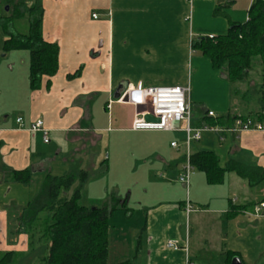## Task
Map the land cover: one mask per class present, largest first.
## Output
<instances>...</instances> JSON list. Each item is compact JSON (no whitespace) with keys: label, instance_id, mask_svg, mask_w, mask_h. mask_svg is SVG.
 <instances>
[{"label":"crops","instance_id":"obj_1","mask_svg":"<svg viewBox=\"0 0 264 264\" xmlns=\"http://www.w3.org/2000/svg\"><path fill=\"white\" fill-rule=\"evenodd\" d=\"M188 1L0 0V19L12 16L17 6L40 5L43 37L59 46L58 71L44 76L37 90L30 87L28 50L0 55V255L27 253L29 236L19 221L23 208L47 173L60 175L78 163L87 171L102 167V175L86 184L83 199L109 210L117 204L110 216L118 215L120 231L113 229L117 250L112 255L109 226L108 264L110 259L112 264H231L229 253L243 264H264V208L255 212L264 203V179L251 185L227 171L222 183L210 184L205 172L195 169L187 189L179 181L188 153L185 132L134 130L136 108L118 101L119 94L138 83L186 86L191 64L192 86L200 84L202 69L208 67L215 85L232 101L231 106L208 108L197 92L193 98L192 90L190 109L195 102L201 112L194 127L206 125L209 111L215 117L258 111L247 106L244 112L236 104L241 93L233 92L239 86L191 46L194 38L226 34L229 20H213L215 31L205 28L200 15L190 22ZM207 1L213 16L217 7L228 6L231 15L224 11L231 20L244 23L255 0ZM4 33L1 29L0 52ZM39 119L49 130L47 143L41 131L29 130ZM218 127L224 130L203 131L191 143L190 154L213 151L222 168L231 160L264 168V131ZM104 139L108 151L102 159L97 149ZM25 169L33 181L42 176L37 188L33 181H14L13 172ZM168 240H177L180 248L167 247Z\"/></svg>","mask_w":264,"mask_h":264},{"label":"trees","instance_id":"obj_2","mask_svg":"<svg viewBox=\"0 0 264 264\" xmlns=\"http://www.w3.org/2000/svg\"><path fill=\"white\" fill-rule=\"evenodd\" d=\"M224 7H217L214 15L229 20L227 33L214 38H194L191 46L209 58L213 68L224 74L234 85L244 82L254 65L260 62V88L264 95V0L253 2L248 11L249 19L244 23L233 22ZM26 11L29 12V32L22 34L8 30L13 19L23 17ZM42 19L43 10L40 5L31 6L28 10L17 6L12 16L0 19L7 35L4 51L25 49L30 53L32 90L40 88L42 78L53 77L59 68V46L44 39ZM233 92L234 95H239L241 90L236 86ZM238 117H251L264 122V104L249 115L227 114L209 116L206 119L211 121L210 126H232ZM190 161L195 169L205 172L210 184L222 183L227 171L236 172L248 179L251 185H257L264 179L262 167L247 166L231 160L226 168H222L213 151L192 153ZM13 179L29 184L33 181V174L29 169L14 171ZM89 180V171L78 163L60 175L47 173L38 193L19 216L20 225L29 236V250L23 254L3 253L0 255V264H108L109 217L117 204L111 210L106 205H86L83 202V192ZM229 255L233 258L236 254Z\"/></svg>","mask_w":264,"mask_h":264},{"label":"built area","instance_id":"obj_3","mask_svg":"<svg viewBox=\"0 0 264 264\" xmlns=\"http://www.w3.org/2000/svg\"><path fill=\"white\" fill-rule=\"evenodd\" d=\"M190 2L193 0H189ZM96 18L97 14H93ZM249 19V18H248ZM214 38L213 35L209 36ZM188 88L185 86H145L142 83L129 85L118 98L120 103H126L136 108L132 129L134 130H162L183 131L186 134L187 157L179 175V181L189 189L191 176L195 170L190 161V145L194 140H199L203 131H221L218 126L204 125L194 127L191 122V109L187 97ZM109 107L111 105L109 104ZM151 116L153 119H148ZM208 116L215 117L214 112L209 111ZM22 123L23 118H17ZM31 131H41L44 142H49V130L45 128L43 120L39 119L29 128ZM232 131L241 132L247 130L264 131V122L251 117H238L230 128ZM177 147L174 141L171 143ZM264 208V203L255 206L258 213ZM187 212L192 210L191 204L186 205ZM167 247L179 249L177 240H168ZM188 264H194L188 261Z\"/></svg>","mask_w":264,"mask_h":264},{"label":"rangeland","instance_id":"obj_4","mask_svg":"<svg viewBox=\"0 0 264 264\" xmlns=\"http://www.w3.org/2000/svg\"><path fill=\"white\" fill-rule=\"evenodd\" d=\"M216 1H225V0H216ZM225 11L227 13H232L230 12V10H228V6L224 7ZM223 8V9H224ZM188 9H189V20L190 22H192L193 18L194 21L196 22L195 18L197 15H200L199 19L202 21V24L205 26V28H209L210 30L215 31L217 29V27H215V23H213V20H218L221 19L224 21L227 20V18H222L220 15H214L213 16V9L211 8V6H209V3L207 0H205L203 3L201 2L200 4L196 3L195 0L193 1H188ZM236 11L239 12V8L236 9ZM242 13V12H239ZM231 15V14H230ZM2 25L0 24V30L3 29ZM29 28H30V23H29V19L27 18V16L24 18H18L15 17L13 19V21L11 22V25L8 27V30L14 31V32H18V33H28L29 32ZM4 30V29H3ZM217 33V32H215ZM6 34V33H4ZM1 44V42H0ZM5 54L6 52H0L1 54ZM193 54H195V51L193 52ZM2 54V55H3ZM199 54V53H198ZM0 60H1V56H0ZM259 62V61H258ZM208 67H205L202 69V72L199 76V79L201 80L200 84H193V86L191 85V76L193 75V68L190 64V71H189V75H190V83H188L185 87L188 88V92L187 95L192 93L193 90V98L196 97L195 93L197 92V96H199L200 99H202L204 102H206L208 104V108L209 107H214L217 104H225V105H230L232 104L231 98L229 96H227L224 93V90H220L218 89L217 85H215V80L213 78V76L210 74V71L207 70ZM261 70L262 67L259 63H256L253 67V69L249 72L248 77H246L247 79L244 82H241L240 84H238L240 90H241V94L239 95V98L236 101V104L241 103L242 107L241 109L246 112V108H248L247 106H251L253 108V110H259L262 105L264 104V95L261 93V88H260V84H261ZM196 81V79H195ZM194 81V82H195ZM228 83V85L231 87L229 81H226ZM198 83V82H197ZM194 88H196L197 90H194ZM244 93H246L247 95H244ZM251 99L253 101H251ZM262 100V101H261ZM249 101V102H248ZM259 101H261V103H259ZM251 102V103H250ZM201 112L199 111L198 108V104H196L195 102L192 103V110H191V122L194 126V122H195V117L198 116ZM204 123L206 125L210 126L211 121L210 120H205ZM203 127V126H202ZM201 128V127H200ZM98 152H100V157L103 159V157L105 156L106 152L108 151V142L106 141V139H104L102 141V143L100 144V147L97 149ZM90 173V178L93 177H100L101 175H99L100 172H102V167L98 166V167H93L91 170H88ZM58 173V172H56ZM39 178L42 179V176H40V174H38V176L35 178V180L33 181L34 187H38L39 184L38 180H40ZM42 181V180H40ZM83 202L86 205H91L90 203H88L87 201H85V199L83 200ZM115 215V217L110 216L109 217V226L112 230V240H111V250H112V255H113V251L116 249L117 250V241H115V237L116 235H114V233H116V231H120V228H118L119 224H120V219H117ZM117 227L118 230L113 231V229ZM119 247V245H118ZM113 257V256H112ZM110 264H112L111 259L109 261Z\"/></svg>","mask_w":264,"mask_h":264},{"label":"water","instance_id":"obj_5","mask_svg":"<svg viewBox=\"0 0 264 264\" xmlns=\"http://www.w3.org/2000/svg\"><path fill=\"white\" fill-rule=\"evenodd\" d=\"M118 97H120V94L118 95ZM147 118L148 119H153L151 116H148ZM231 264H243V262H242L240 257L235 256V257L232 258Z\"/></svg>","mask_w":264,"mask_h":264}]
</instances>
